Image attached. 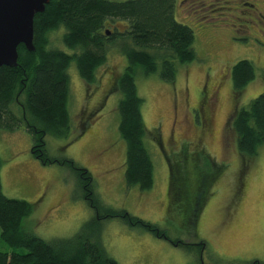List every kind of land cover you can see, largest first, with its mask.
Here are the masks:
<instances>
[{
    "label": "rangeland",
    "instance_id": "1",
    "mask_svg": "<svg viewBox=\"0 0 264 264\" xmlns=\"http://www.w3.org/2000/svg\"><path fill=\"white\" fill-rule=\"evenodd\" d=\"M175 16L194 30L195 59L188 63L175 60L174 82L158 73L146 75L141 69L136 73L144 99L145 143L154 162L153 188L143 192L126 181L127 144L119 131L118 110L122 94L115 90V81L128 61L116 46L110 47L92 84L81 77L72 61L68 69L71 133L47 134L46 151L51 157L73 159L87 168L105 206L126 209L156 223L170 239L206 243L201 258L199 247L189 250L120 218H105L101 220L102 243L118 264L264 263V145L258 155L245 158L231 123L238 109L264 92V0H177ZM126 24L116 20L106 28L117 32ZM62 33V29L50 32L49 45L72 54ZM230 36L236 38L234 42ZM242 59L253 62L256 77L237 92L231 68ZM203 93H210L213 120L201 133L198 103ZM84 120L89 126L81 133ZM33 145L25 125L15 130L0 128L3 192L34 204L23 220V231L47 241L73 236L95 212L83 198L75 172L60 163H44L33 153ZM203 151L204 157L210 154L222 164L224 171L211 181L212 193L193 223L196 171L206 172L201 178L204 189V177L208 180L207 173L215 169L203 156L200 167L196 166L192 153ZM167 156L177 161L180 169L181 194L176 201L171 195L172 169ZM0 250L12 252L1 237V227Z\"/></svg>",
    "mask_w": 264,
    "mask_h": 264
},
{
    "label": "trees",
    "instance_id": "2",
    "mask_svg": "<svg viewBox=\"0 0 264 264\" xmlns=\"http://www.w3.org/2000/svg\"><path fill=\"white\" fill-rule=\"evenodd\" d=\"M176 2L50 0L45 11L35 16L36 50L30 51L25 44H20L18 66L0 67V128L15 130L25 125L33 137L32 151L35 156L46 164L69 166L79 179L83 198L95 212V216L73 236L47 241L23 231V220L31 214L34 204L26 199L6 196L0 175L1 237L12 247V252L0 250V264H118L102 243L101 220L105 218H120L132 227L166 238L175 245L189 250L199 247L201 252L204 241L192 243L170 239L166 230L156 223L131 214L126 209L105 206L96 193L93 175L87 168L73 159L51 157L46 151L47 134L68 136L71 133L68 69L72 61L77 63L81 77L92 84L96 80L97 69L107 60L110 47L116 46L128 61L125 70L115 81V90L122 94L118 110L121 117L119 131L127 144L126 181L128 186H138L143 192L153 188L154 162L145 143L144 99L139 94L136 73L139 69L146 75L158 73L162 79L174 82L177 74L175 60L188 63L195 59L194 30L176 19ZM116 20L125 21L126 28L117 32L107 30V24ZM61 29L62 41L74 51L72 54L49 45V33ZM231 77L234 89L241 92L256 77L253 62L249 59L239 60L231 68ZM13 106L18 110H14ZM231 123L241 154L247 159L258 155L259 148L264 145V92L247 106L238 109ZM88 126L84 120L81 133ZM156 135L159 137V134ZM204 153H192L198 168ZM185 155L189 156L188 150ZM204 158H208L207 162L215 165V169L207 173L208 180L204 177L206 189H201V178L205 171L196 168L197 192L191 203L193 223L198 220L212 193L211 181L224 171V166L218 164L210 154ZM167 159L172 169L171 195L176 201L181 194L180 169L176 160L173 162L170 156ZM1 164L0 156V168ZM188 173L193 174L191 171ZM19 248H25L27 252Z\"/></svg>",
    "mask_w": 264,
    "mask_h": 264
},
{
    "label": "water",
    "instance_id": "3",
    "mask_svg": "<svg viewBox=\"0 0 264 264\" xmlns=\"http://www.w3.org/2000/svg\"><path fill=\"white\" fill-rule=\"evenodd\" d=\"M49 3L50 0H0V67L18 66L20 44L36 50L35 16L44 12Z\"/></svg>",
    "mask_w": 264,
    "mask_h": 264
},
{
    "label": "flooded vegetation",
    "instance_id": "4",
    "mask_svg": "<svg viewBox=\"0 0 264 264\" xmlns=\"http://www.w3.org/2000/svg\"><path fill=\"white\" fill-rule=\"evenodd\" d=\"M233 38H235V37L230 36L231 42H234ZM209 96H210V93H205V94L203 93L201 95L200 101L198 103V119L201 122V128H200L201 133L206 131V127H209V125L211 124V122L213 120V109H211V106L208 105L211 103L209 101ZM205 248H206V243L204 242V247L202 248V250L200 252V257L202 255V251L205 250ZM256 261H258V260H256ZM254 263H255V261L251 262L250 264H254ZM258 263H259V261L256 264H258Z\"/></svg>",
    "mask_w": 264,
    "mask_h": 264
}]
</instances>
